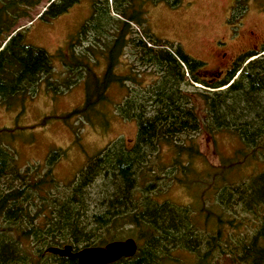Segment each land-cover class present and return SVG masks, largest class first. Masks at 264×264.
<instances>
[{"label": "trees", "instance_id": "trees-1", "mask_svg": "<svg viewBox=\"0 0 264 264\" xmlns=\"http://www.w3.org/2000/svg\"><path fill=\"white\" fill-rule=\"evenodd\" d=\"M78 1L53 0L38 18L58 16ZM39 2L4 0L0 7V42L7 40L0 49V103L10 106L31 95L42 79L58 91L84 79L85 101L72 112L80 116L105 100L108 86L116 82L127 89L117 114L135 121L137 134L130 146L117 139L88 157L62 187L52 171L59 151L50 152L41 166L21 169L0 144V264H77L74 258L47 252V247L70 244L75 251L104 245L124 232L137 241V250L108 264H183L173 257L176 249L195 253L192 264H264V168L249 175L247 183L223 185L217 192L220 212L237 213L233 202L258 221L257 229L235 241H226L221 229L208 234L189 208L152 194L161 191L157 165L163 175L172 174L171 182H181L180 173L190 169L184 157L200 153L193 140L184 143L182 135L227 132L254 150L264 142V44L241 54L223 77L205 80L201 60L139 29L145 18L133 0H92L91 13L77 35L57 51L65 76L53 86L52 55L26 42L24 31L12 30L16 17ZM244 3L233 0L230 20L240 15ZM124 50L133 63L121 74L115 69L123 63ZM98 56L105 59L101 76L92 71ZM147 76L151 81L144 83ZM162 145L172 152L169 167L153 159H159ZM244 150L238 154L244 156ZM212 213L206 212V222ZM224 221L216 214L213 225Z\"/></svg>", "mask_w": 264, "mask_h": 264}, {"label": "rangeland", "instance_id": "rangeland-1", "mask_svg": "<svg viewBox=\"0 0 264 264\" xmlns=\"http://www.w3.org/2000/svg\"><path fill=\"white\" fill-rule=\"evenodd\" d=\"M3 2L0 0V7ZM49 2L51 0H40L37 5L26 9V14L16 17L12 30L24 31L26 42L42 47L52 55L54 74L49 81L53 86H59L65 73L57 51L65 48L68 41L77 35L81 24L91 13L92 0H79L64 13L50 19L38 18ZM133 3L134 8L142 12L145 18L139 29H146L170 45L171 49L179 47L186 54L201 60L205 71L200 76L205 80L223 77L241 54L258 50L264 44V0H245L242 12L232 20L233 0H179L176 4L172 0H133ZM133 27L137 28L135 25ZM3 36L0 34V41ZM6 41L0 42V49ZM261 54L264 55V50ZM121 59L123 63L117 65L115 71L123 74L133 62L127 50H124ZM93 61L92 71L101 76L105 59L98 56ZM185 75L188 76V73L185 72ZM43 81L40 80L34 92L24 99L10 106L0 103V144H5L13 153L21 169L34 164L43 165L48 154L57 150L60 155L52 171L62 187L75 178L88 157L112 141L121 139L130 146L135 140V121L121 118L116 111L117 104L127 94L125 85L112 82L106 90L105 100L79 116L72 112L80 109L85 101L84 79L62 91ZM142 81L150 82L151 79L147 76ZM193 83L200 88L205 87L198 82ZM125 84L132 85L128 81ZM188 138L200 151L191 158L182 156L184 164L187 163L190 169L183 174L178 171L183 176L181 182H171L172 174L163 175V169H159L162 166L157 165L158 169L154 170L160 175L158 184L161 191L154 190L152 194L160 200L186 206L200 216L199 227L202 230L208 229V234H214L221 229L222 234L228 237L226 241H235L257 229L259 225L254 214L241 211L240 206L233 202L232 208L237 213H232L234 211L231 209L230 213L220 212L216 207V198L223 185L241 181L247 183L249 175L262 171L264 142H260L254 150L243 146L236 135L227 132H216L211 136L201 132L182 135L184 143H187ZM240 149H246L242 152L244 156L238 154ZM251 150L254 152L253 157L248 156ZM171 157L170 149L162 145L159 159L156 156L153 159L169 167ZM230 197L233 198V195ZM208 210L213 213L206 222L204 219ZM216 214L225 220L219 226L213 225ZM127 237L133 236L124 232L119 240ZM172 254L183 264H192L196 258L195 253L181 249H176Z\"/></svg>", "mask_w": 264, "mask_h": 264}, {"label": "water", "instance_id": "water-1", "mask_svg": "<svg viewBox=\"0 0 264 264\" xmlns=\"http://www.w3.org/2000/svg\"><path fill=\"white\" fill-rule=\"evenodd\" d=\"M136 250L137 241L132 237L112 240L100 246H84L75 251L70 244L46 249L58 256L74 258L77 264H108L122 257H131Z\"/></svg>", "mask_w": 264, "mask_h": 264}, {"label": "bare ground", "instance_id": "bare-ground-1", "mask_svg": "<svg viewBox=\"0 0 264 264\" xmlns=\"http://www.w3.org/2000/svg\"><path fill=\"white\" fill-rule=\"evenodd\" d=\"M253 58V57H252ZM183 67V66H182ZM237 74V73H236Z\"/></svg>", "mask_w": 264, "mask_h": 264}]
</instances>
